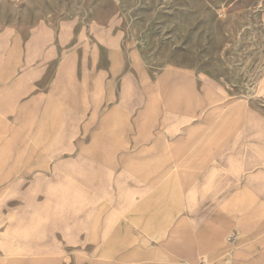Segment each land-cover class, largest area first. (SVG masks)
<instances>
[{"label": "rangeland", "instance_id": "1", "mask_svg": "<svg viewBox=\"0 0 264 264\" xmlns=\"http://www.w3.org/2000/svg\"><path fill=\"white\" fill-rule=\"evenodd\" d=\"M179 76L181 90L215 100L193 112L158 106L169 94L159 81ZM142 82L153 90L143 93ZM139 93L140 111L149 106L141 115ZM211 108L232 113L212 133L201 120ZM141 134L150 137L135 144ZM53 137L63 144L54 148L60 157L86 162L54 164L45 149ZM185 137L186 145L172 144ZM261 137L264 0H0V148L18 154L0 162V264L18 257L9 255L15 246L50 242L59 250L19 257H59L58 264L258 258ZM117 173L126 176L116 181ZM145 243L148 257L121 258Z\"/></svg>", "mask_w": 264, "mask_h": 264}, {"label": "crops", "instance_id": "2", "mask_svg": "<svg viewBox=\"0 0 264 264\" xmlns=\"http://www.w3.org/2000/svg\"><path fill=\"white\" fill-rule=\"evenodd\" d=\"M131 63L137 64L138 63V59L131 53ZM169 77V73L167 74V78ZM183 76H179L177 81H173V82H163V84L159 81L160 83V88L167 91L169 94L161 101V104L158 106H162V107H171L172 109L177 110V111H200L202 110L203 106H205V103H209L215 100V98L213 97V95H211L210 93L206 94L204 96V98H200L198 95H196L194 93V91L192 89H182L181 90V81ZM143 93H147L151 90H153L154 86L149 85L147 82L143 83ZM144 95L142 94H138V97L136 98V102L139 105H136L137 109H135V113H137V115H141L142 113H145L146 111L148 112L149 110V106L145 107V109L140 111V105H142V97ZM124 91L121 97V101H124ZM132 108L134 106H131ZM217 108V106H216ZM208 109L209 111H206L205 115L203 116L202 123L208 127L211 128V130L209 132L212 133V131L217 130L220 128L221 124L226 122L227 118L232 114L231 112L229 113H222L220 109ZM75 115L69 113L64 115L62 118H65V120L67 121V119L69 117H73ZM194 116H196V114H194ZM220 117L219 120L215 121L216 117ZM237 116V115H236ZM235 116V118H236ZM250 117H252V115H250ZM252 124H254L255 126H260L261 121L260 120H252L251 121ZM60 129V128H59ZM59 129H57L55 131V133H58V131H60ZM189 132L193 133V135H195V132L198 129V125L189 127ZM150 136L148 134H141L137 137H134V142L135 144L138 143L141 140H144L145 138H149ZM261 140L264 139L263 137L260 138ZM53 140V141H51ZM50 140V142L48 143L47 146H45V149L47 151V153L51 156V159H55L54 160V164L56 165H78V164H82L85 163L86 160L85 158L81 157L80 154H76L74 157H70L69 159H63L61 156V154L57 153L54 148H63V144L61 143V145H55L56 140H54V137ZM82 143V142H81ZM188 143L187 141V137H185V139H181V138H176L173 140L172 144L175 145H186ZM199 143H201L199 141ZM64 150L67 151V153L72 154L73 153V149L70 145L66 146L64 148ZM9 149L6 147H1L0 148V162L3 163H11L13 160H17V155L18 154H12L9 153ZM60 157V158H59ZM50 159V160H51ZM103 171V169H102ZM96 172V176H100V169H98V171ZM104 172V171H103ZM76 174H78V171H75ZM93 174V173H92ZM52 176H59L57 173H55V171H53V175ZM125 174L123 173H117V175H113V177L117 180H120L121 178H125ZM1 180V179H0ZM160 193L162 191H159ZM164 192V190H163ZM70 208L71 206H62L61 209H65L64 212H67L68 214L70 213ZM75 244V243H72ZM43 246H28V245H22V246H15L14 249L9 253V255H17L18 257H11L9 260H6V264H39L42 262H47L49 264H58L59 257H50L48 259H33V258H25V257H19L20 256H24V255H32V254H36V253H48L50 251H57L58 249V245H53V242L50 243H43ZM53 245V246H52ZM149 246L145 243L142 245H138V247L134 248V250L132 252H128L129 254H123L121 256V258L125 259L126 257H134L137 255V253L144 255L146 257L149 256V254L151 255V252H153V250H151V248H148ZM107 253H111V250L107 249ZM67 256H65V260H67ZM260 263H264V252L258 257V258H254L252 260L249 261H238L237 264H260Z\"/></svg>", "mask_w": 264, "mask_h": 264}]
</instances>
